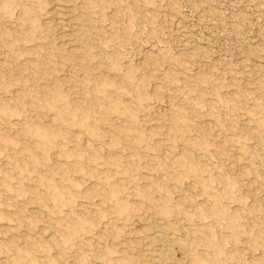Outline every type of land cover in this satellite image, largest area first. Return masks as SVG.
<instances>
[{
	"label": "rangeland",
	"instance_id": "374dc122",
	"mask_svg": "<svg viewBox=\"0 0 264 264\" xmlns=\"http://www.w3.org/2000/svg\"><path fill=\"white\" fill-rule=\"evenodd\" d=\"M0 264H264V0H0Z\"/></svg>",
	"mask_w": 264,
	"mask_h": 264
},
{
	"label": "bare ground",
	"instance_id": "6f19581e",
	"mask_svg": "<svg viewBox=\"0 0 264 264\" xmlns=\"http://www.w3.org/2000/svg\"><path fill=\"white\" fill-rule=\"evenodd\" d=\"M5 1H7V0H5ZM5 3H6V2L3 1V4H5ZM3 6H4V5H3ZM100 82H101V81H100ZM100 82H99V84H101ZM257 82H258V81H257ZM257 84H259V83H257ZM259 85H260V84H259ZM259 85H257V87H258ZM100 86H101V85H100ZM102 86H103V84H102ZM102 86L99 87V88H102ZM101 92H103V91L101 90ZM236 96H237V95H236ZM218 131H219V130H218ZM165 150H166V149H165ZM167 152H168V151H167ZM154 228H155V227H154ZM167 228H168V227H167ZM167 228H166V229H167ZM164 229H165V228H164ZM164 229H163V226H162V227H157V231H155V232H156V237H158L161 241H162V240H163V241L166 240V242H167V240H168L170 237H168V234H167V232L165 231L166 229H165V230H164ZM50 236H51V235H50ZM49 238H50V237H49ZM51 238H53V237H51ZM154 238H155V237H154ZM48 240H49V239H48ZM156 240H157V239H156ZM172 240H173V239H172ZM49 241H50V240H49ZM51 241H52V240H51ZM168 241H169V240H168ZM172 242H173V241H171V239H170V244H171ZM54 244H55V243H54ZM170 244H169V245H170ZM175 244H176V243H175ZM173 245H174V244H173ZM181 247H182V246H181ZM168 248H169V247H168ZM172 248H173V247H172ZM182 248H183V247H182ZM169 249H170V248H169ZM192 251H193V250H192ZM167 253H168V252H167ZM193 253H194V252H193ZM192 255L194 256V254H191V252H190L189 256H191V258H193ZM166 256H167V255H166ZM189 258H190V257H189ZM191 258H190V259H191Z\"/></svg>",
	"mask_w": 264,
	"mask_h": 264
}]
</instances>
